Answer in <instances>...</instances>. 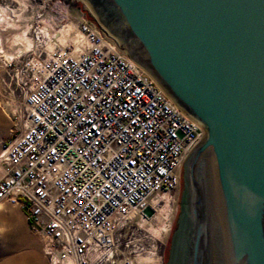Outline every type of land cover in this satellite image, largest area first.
<instances>
[{
    "label": "built area",
    "instance_id": "obj_1",
    "mask_svg": "<svg viewBox=\"0 0 264 264\" xmlns=\"http://www.w3.org/2000/svg\"><path fill=\"white\" fill-rule=\"evenodd\" d=\"M77 27L85 49L6 64L13 126L1 142L0 202L23 211L50 264H141L136 217L180 187L202 130L105 30Z\"/></svg>",
    "mask_w": 264,
    "mask_h": 264
},
{
    "label": "water",
    "instance_id": "obj_2",
    "mask_svg": "<svg viewBox=\"0 0 264 264\" xmlns=\"http://www.w3.org/2000/svg\"><path fill=\"white\" fill-rule=\"evenodd\" d=\"M84 1L202 130L165 264H264V0Z\"/></svg>",
    "mask_w": 264,
    "mask_h": 264
},
{
    "label": "rangeland",
    "instance_id": "obj_3",
    "mask_svg": "<svg viewBox=\"0 0 264 264\" xmlns=\"http://www.w3.org/2000/svg\"><path fill=\"white\" fill-rule=\"evenodd\" d=\"M0 3L9 4L13 8L19 7V3L10 0H0ZM25 16H27V19L24 20V23L30 26L28 35L32 41L30 49L28 48L29 51L26 49L11 60L3 53H0V148L1 142L9 139L11 127L13 126V119L10 118L8 113L11 108L8 109V105H6V102L10 101L5 96L7 90L2 81L6 76V64L14 62L18 58L23 57V55L38 56L40 53L45 55L47 53L45 44L49 40H51L49 41L51 45L55 43L54 47H57L56 45L60 43L59 40L57 41L60 33L62 30L65 33V27H62L64 23L77 24L78 21L83 19L96 24L98 28L105 30L107 33L109 31L106 27H102L97 23L94 13L84 0H28V4L25 7ZM36 21L47 22L50 27H35ZM38 28H41L43 32L37 31ZM37 43L39 44L37 45ZM6 82L8 83V81ZM14 96L16 103L19 101V95L16 91ZM179 195L180 187L169 195L170 198L164 197L155 205L156 212L161 213L160 218L157 216L152 217L149 221L151 225L147 222L144 225H139L136 221L138 225L137 228L135 227V234L141 237L139 244L142 249L141 256H147L143 252L146 248L152 246L157 253L150 264H165L166 262L172 226L178 213ZM0 204L7 207L2 205L0 208V264L10 263L14 258L20 257L22 254H26L28 259L18 264H50L43 253L41 238L32 232L29 226L23 224L18 214L9 210L10 207L15 209L18 207L7 202H0ZM9 219L12 224H10ZM139 261H142L141 258ZM122 262L119 260L116 264H121Z\"/></svg>",
    "mask_w": 264,
    "mask_h": 264
},
{
    "label": "bare ground",
    "instance_id": "obj_4",
    "mask_svg": "<svg viewBox=\"0 0 264 264\" xmlns=\"http://www.w3.org/2000/svg\"><path fill=\"white\" fill-rule=\"evenodd\" d=\"M10 1L19 3V7L13 8L9 4L0 3V53H3V55H5L9 60L20 55L22 51L28 48L30 49L32 43L31 38L28 35V29L30 26L29 24L24 23V20L27 19L26 18L27 16H25V7L28 4V0H10ZM40 27H50V26L48 25L47 22L45 23L43 21ZM62 27H65L64 29L65 33L63 32V30L60 33L57 39V41L59 40L60 43L56 45L57 47H65L66 45L70 44L73 45L75 51H79L87 47L89 43L82 37L80 31L77 28V24L64 23ZM37 31H42V30L41 28L40 29L38 28ZM109 40L112 42V44H116L117 47L123 53L126 54V51L121 47L116 37L109 34ZM49 41H47V43L45 42L46 43L45 49L47 51L46 54H49L50 51L54 49V45H55V43L51 45ZM38 44L39 43H37V45ZM29 49L27 51H29ZM34 56L37 57L36 55ZM164 197L170 198L168 193H157L156 195H154L152 198V203L154 207L153 213L151 215H140L139 217H136L135 221H137L139 225H144L145 222L151 225L149 221L152 219V217L157 216L158 218H160L161 212L160 213L156 212L155 205ZM140 258L142 260L141 262L139 261ZM153 258L154 257H152L151 255L138 256L137 262L141 264H150Z\"/></svg>",
    "mask_w": 264,
    "mask_h": 264
},
{
    "label": "crops",
    "instance_id": "obj_5",
    "mask_svg": "<svg viewBox=\"0 0 264 264\" xmlns=\"http://www.w3.org/2000/svg\"><path fill=\"white\" fill-rule=\"evenodd\" d=\"M3 204H1V206H2ZM1 206H0V208H1ZM3 207H6V206H4L3 205ZM7 208V207H6ZM9 210H12V211H14L16 214H18L19 215V217L22 219V221H23V224L24 225H26V226H28L27 225V220H26V217H25V215H24V213H23V211L21 210V209H19V208H11L10 207V209ZM9 221H10V224H12V222H11V220L9 219ZM28 255V254H27ZM20 259V260H19ZM28 259V256H26V254L24 255V254H22L20 257H16V258H14L10 263L9 262H7V264H18L19 262L20 263H23V262H25L26 260Z\"/></svg>",
    "mask_w": 264,
    "mask_h": 264
},
{
    "label": "flooded vegetation",
    "instance_id": "obj_6",
    "mask_svg": "<svg viewBox=\"0 0 264 264\" xmlns=\"http://www.w3.org/2000/svg\"><path fill=\"white\" fill-rule=\"evenodd\" d=\"M2 1H3V0H2ZM181 184H183V179H182V181H181ZM183 187H184V184H183ZM178 226H179V220H178V225H177V226L175 227V229H174V232H175V230L178 228ZM172 241H173V236H172L171 244H170L171 248H172V245H173ZM171 248H170V254H171ZM168 264H169V263H168Z\"/></svg>",
    "mask_w": 264,
    "mask_h": 264
}]
</instances>
